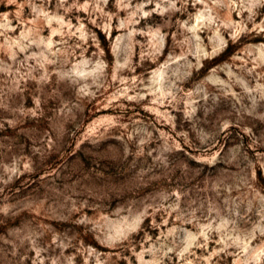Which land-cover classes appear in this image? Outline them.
I'll return each mask as SVG.
<instances>
[{
    "label": "rangeland",
    "instance_id": "obj_1",
    "mask_svg": "<svg viewBox=\"0 0 264 264\" xmlns=\"http://www.w3.org/2000/svg\"><path fill=\"white\" fill-rule=\"evenodd\" d=\"M0 264H264V0H0Z\"/></svg>",
    "mask_w": 264,
    "mask_h": 264
},
{
    "label": "clouds",
    "instance_id": "obj_2",
    "mask_svg": "<svg viewBox=\"0 0 264 264\" xmlns=\"http://www.w3.org/2000/svg\"><path fill=\"white\" fill-rule=\"evenodd\" d=\"M173 7H174V5H173ZM182 59H183V57H181L179 59L173 57V58L170 59L169 63L164 66V68L166 70H168L166 72V74L169 75L170 77H172L173 78V81H175V82L181 81V79H182V77L184 75L190 74V70H191L190 65L185 64V66L183 67V69H181V67H180V61ZM104 67H107V65L105 64ZM120 67L123 68V67H126V65H121ZM158 92H159V89L158 88H155L154 89V94H156ZM166 96L167 97H171L172 99H175V96H174L172 90H169L166 93ZM208 227H211V225H209ZM200 235L201 236H204L205 240H207V236L205 235V233L203 231L200 232ZM196 239H197L196 236H194L191 233H189V240L190 241H195Z\"/></svg>",
    "mask_w": 264,
    "mask_h": 264
},
{
    "label": "bare ground",
    "instance_id": "obj_3",
    "mask_svg": "<svg viewBox=\"0 0 264 264\" xmlns=\"http://www.w3.org/2000/svg\"><path fill=\"white\" fill-rule=\"evenodd\" d=\"M160 74V73H159ZM163 74H161V77H162ZM160 76V75H159Z\"/></svg>",
    "mask_w": 264,
    "mask_h": 264
}]
</instances>
